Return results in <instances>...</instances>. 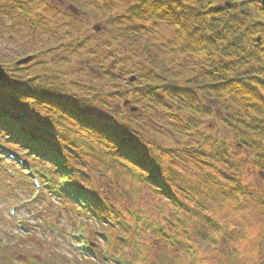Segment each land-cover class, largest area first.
<instances>
[{
	"label": "trees",
	"instance_id": "1",
	"mask_svg": "<svg viewBox=\"0 0 264 264\" xmlns=\"http://www.w3.org/2000/svg\"><path fill=\"white\" fill-rule=\"evenodd\" d=\"M80 1L82 5L88 4L87 0ZM0 2H3L0 5V23L4 18L13 22L9 30L11 37L13 31L24 26L33 35L39 33L41 27L36 20L38 16L27 7V0ZM43 4L46 14L52 16L57 6L50 2ZM159 16L167 18L173 28V35L180 38L182 53L191 57H207L210 65L199 68L200 73L194 69L189 74L184 68L175 70L158 60L156 52H162L163 47L153 41V34L157 33H152L142 22L155 25ZM69 22L68 32L76 24L75 20ZM50 28L52 31L48 33L55 35L54 30L58 28ZM91 36L83 35L80 38L79 34L76 37L73 35L57 45L49 44L45 49L30 50L23 56L31 55V61L38 55L45 57L31 64L17 65L15 60L1 63L9 69L7 78L13 84L22 82L20 86L0 83L2 139L12 146L22 144L29 148V152L34 155L33 162L39 164L40 171L50 175L55 188L63 175L73 189L90 201L91 215L98 217L99 223L104 224V220L118 221L120 227L112 228L116 239L119 234L133 239L142 234L144 226L140 220H146L148 216L142 213L144 208L149 213H167L169 217H164L166 227L179 226L178 219L175 221L176 213L180 211L185 214L189 209L185 202L170 193L176 190L173 184L175 174H169V170L161 169L158 162L154 163L158 157L153 155L158 151L161 156L176 160L174 164L170 160L168 162L179 168L182 163L174 153L186 148L187 164L192 163L189 169L197 171L195 183L198 190L220 182L221 192H225V195L229 196L234 191L241 195L248 194L240 190L239 185L230 188L223 180L229 179L234 186L237 184L224 171L234 166L229 154V142L232 139L241 142L237 145L242 148L248 145L253 157L249 158L245 166H254L258 175L264 176V10L260 1L194 0L186 4L185 0H139L119 15L108 14L100 33H92ZM223 45L233 48L237 59L230 61L222 56ZM214 52H218L217 59L209 58ZM74 54L80 58L74 71L77 74L86 72L84 81H69L65 72H59L51 66L55 63L59 66L69 64L70 55ZM47 56L49 60H46ZM219 90L227 91L229 99L234 100L238 95L243 98L245 106L240 112L243 110L244 116L223 111L217 115V111L211 110L205 98ZM222 102V108L228 109L229 105ZM210 117L220 128L218 134L211 136L205 133L191 141L190 137L205 125L202 120ZM6 131L9 138H6ZM177 135H182L183 139ZM16 136L22 139L19 143ZM165 139L168 143L163 147L160 142ZM182 142L184 148L178 146ZM141 144L145 148H139ZM76 148L79 156L74 153ZM104 152L111 156V166H118V162L125 165L129 163L138 169L141 177L135 180L136 186L158 200L153 201L150 207L136 208L133 205L137 204L132 205L131 201L129 205L123 203L122 206L117 205L116 200L109 197L111 195L104 194H110L107 188L102 194L96 188H86L89 183L85 178L88 169L81 159L106 158ZM189 155L198 159H188ZM54 163L59 170L54 168ZM206 165L212 170L203 172ZM215 174L223 180L215 178ZM1 176L15 183L2 172ZM56 196L64 203L62 210L74 216L70 202L61 197L59 192ZM167 198L172 199L173 204ZM257 202L263 204V201ZM124 207L127 209L124 210ZM26 212L33 213L32 210ZM33 214L37 218V214L40 215ZM147 221L151 222L149 218ZM211 222L210 219L207 223L201 221L200 226H220L217 223L212 226ZM181 226L185 227V222ZM83 229L85 235L91 234L87 224ZM43 230L47 235L46 229ZM217 231L223 232L221 228ZM194 235L199 239L198 234ZM183 236L191 239L184 232ZM177 244L175 251L181 249ZM13 245L6 239L2 242L0 239V264H69L72 261L78 264L77 258H84L88 262L92 260L83 256L73 258L76 254L63 257L61 263L53 259L38 260L31 257L36 253L29 255L28 249L22 253ZM130 251L137 254L132 247ZM149 254L150 251L146 258ZM98 263L112 264L101 258Z\"/></svg>",
	"mask_w": 264,
	"mask_h": 264
},
{
	"label": "rangeland",
	"instance_id": "2",
	"mask_svg": "<svg viewBox=\"0 0 264 264\" xmlns=\"http://www.w3.org/2000/svg\"><path fill=\"white\" fill-rule=\"evenodd\" d=\"M27 1L29 2L27 7L31 9L35 16L40 17L36 19L38 25H40L39 27H41L40 31L33 35L31 30L27 26H24L16 32L13 31L11 37L9 30H11L10 27L13 26V22L3 17L4 20L0 23V63L7 60H17L30 50L38 48L45 49L49 44H51V46L57 45V43L67 41V37H72L73 35L76 37L79 34L80 38H82L83 35L92 37V33H100L103 29V21L108 14L113 13L114 15H119L122 11L132 4L137 3L139 0H87L88 4L86 5H82L79 0ZM193 1L194 0H185L186 4L192 3ZM44 2H50L55 7L57 6L55 8L56 11L52 14L50 13L54 17L46 14ZM2 4L3 2H0V5ZM95 14L97 15L94 17ZM55 19L56 23L54 22ZM69 20H75L76 24H74L75 27L72 25L73 30L70 29L68 32ZM157 21L158 23L155 25L145 21L142 23H145L146 27H148L152 33H157L153 34V41H156L157 44H160V47H163L162 52H156L158 60H162L175 70L184 68L189 74H191V71L194 69L196 73H200V70H198L199 68L208 67L210 65L211 62L207 57H191L186 53H182L180 49V38L173 35L172 27L168 24L166 17L159 16ZM52 26L58 28L54 30L56 34L53 36L48 33L52 31V28H50ZM95 26H97L99 30L93 32ZM5 27L9 29H5ZM63 33L65 35H63ZM223 49L222 56H226L227 60L232 61L237 59L233 48L229 47V45H223ZM83 55L84 52H82L81 56ZM70 56L72 57L69 64L59 66L58 63H55L51 66L55 67L57 71L60 70L59 72H65L66 75H68L69 81H84L87 78L85 75L86 72L81 71L77 74L74 71L76 62L78 63L80 61L79 56L75 54ZM213 57L217 59L218 52H214L209 56V58ZM44 59L45 57H43V55H38L33 62ZM49 59L50 58L47 56L46 60ZM125 78H127V76ZM8 83L16 86L22 85L21 81L16 84H13L12 81ZM229 95L227 91L219 90L218 93H212L210 97L206 96V104L212 108L211 110L217 111V115L220 114V111H223L244 116L243 110L240 112V109H243L242 106H245L243 98L238 95L237 98L232 100L229 99ZM222 101H225L229 105L228 109L222 108ZM162 120L163 118L161 121ZM202 121H204L205 125L203 124V127H201V130H199L197 134L190 137L192 139L191 141L198 139L199 135L206 133L207 135L211 134V136H213L214 133L218 134L220 131L213 117L206 120L204 118ZM176 137H181L183 139L182 135H177ZM184 139L186 140L187 138ZM160 143L163 147H166L168 141L165 139ZM237 143L241 144V142L236 139H232L229 142V154H231V161L234 163V166L224 170L227 176L237 181V184L235 183L234 186L229 179H218L216 174L215 178L225 181L226 185L230 186V188L239 185L240 190L248 193L245 195H241L237 193V191L232 192L229 196L225 195V192H221L220 182L212 185L209 184L203 189L198 190L195 183V174H197V171L189 169L192 163H188L190 166L187 164V151L186 148H184V142L178 143V146L184 148V151L176 152L175 150L176 153L173 152L174 155H178V158L181 160L182 164L179 168L173 165L174 162L177 163L176 160L161 156L162 154H160V151L156 153L158 156L156 154L153 155L155 158L158 157L154 163L158 162L161 169L169 170V174H175V176L173 175V184L176 190L173 189L170 193L172 196L174 195L175 198H179L185 202L189 209L186 210L187 213L185 214L180 211L178 212L182 214L179 216L182 222L186 224L184 231H182L181 226H177V228L166 227L164 217H169L167 213L159 214L153 211L151 214L149 211H146L145 208L142 210L143 214L147 213L145 215H148L147 219H156V222H149L147 219L140 220V224L144 226L142 229L143 232L139 237H134V239L129 238V244L136 243L139 245L138 247H140V249H144V257L143 255L135 257L134 254L129 253L127 247L124 246L125 248H121L119 246V241L114 238L115 233L112 232L111 228L120 227L116 222L115 225H110L111 221H108L101 227L97 226L94 220L90 219L87 223V229L91 230V233H94L93 231H95V233L94 235L89 233L88 237L87 234L83 236V221L86 220L84 219V215H77V217L75 216L76 219L71 213L67 215V212L62 210L63 203H57V201L53 200L54 197L53 194H51V190L49 191L45 188L47 187L46 183H44L45 187H42L40 191L43 193V197L37 196L33 187L25 183L26 181H21L18 174L19 167L16 166L15 170H13L14 166L12 163L8 162L7 159L0 154V158L6 159L5 161L1 158L2 161H4V165L0 167V172L17 181L14 180L15 183L9 182L10 180L8 181L6 178L0 177V237H6V241L13 243V246H16L22 253L26 252L27 249L30 250V252H28L29 255L36 253L31 257L37 258L38 260L53 259L57 260L59 263H61L63 257H70L72 254H76V256L73 255V258H76L77 256H85L89 253H96V257L93 258L94 261L90 260L88 262L85 261L84 258H81V260L77 258L75 260H77L78 264H99V259H104V256H107L105 260L109 259L113 264L116 263V258H119L118 264H120L119 261L128 264H264V176L261 174L259 176L257 168L254 166L252 167L249 164L245 166L249 158L253 157V152L248 149V145H244L245 147L242 148L240 145H237ZM139 144L140 142L137 140V145ZM0 145H2V143H0ZM140 147L145 148V145L141 144L139 148ZM104 153L106 155L108 154L106 152ZM159 156H161V158ZM25 158L26 162L29 164L31 162L29 157ZM188 159L195 160L198 158L189 155ZM168 160L173 164H169ZM83 161H85L86 168L88 169L86 178H88L89 183H87L89 186L91 188L95 186L94 188L101 194L104 189L107 188L110 194H104L107 196L111 195V197L116 200L117 205H123V203L129 205L131 201L132 205L133 203L137 204L133 205L136 208L139 206L150 207L153 201L155 202V200H158L152 198L153 195H149L143 188L140 189L136 186L137 184L134 180V178H137L136 174L131 176L120 167L116 165L111 166V156L107 155L106 158L99 157L98 160L83 159ZM207 166L208 165L204 167L203 172L212 170ZM111 167L115 169L113 170ZM20 169L21 172L24 170L22 168ZM130 172L140 173L136 169L135 172ZM186 189H188V191H186ZM142 196L145 198L140 199ZM35 197L40 198L34 202L30 201L28 206H25L21 202L22 198L33 200ZM257 199L263 201V204L260 205ZM12 205H16L17 207L15 215L9 213V208ZM73 207L75 208L74 205ZM42 208L44 209L42 210ZM123 209L125 210L127 207ZM27 210H32L33 213L36 214L40 213V215L37 214V218L33 213L26 212ZM48 215L49 217H47ZM77 218H79V220ZM81 219H83L81 223L82 226L79 228L77 224ZM208 219L212 221V226H214L215 223L220 225L215 226L217 228L222 226L224 228L223 232L217 234L218 231L214 227L209 228L204 224L200 226L201 221H206L207 223ZM131 222L133 223L132 220ZM42 223L46 224L43 225ZM156 226L165 227V235L161 234V232L159 234ZM51 228L58 229L59 233H54L55 236L52 237ZM43 229H46L47 235ZM100 231L103 235L107 234V238L100 236ZM183 232L186 236L191 237L194 243L192 246L186 244V242L188 243L190 240H186L183 236ZM11 233L17 234L10 238L9 235H11ZM194 234H198L199 239H196ZM76 235L80 237L76 238ZM167 235L168 237H166ZM208 235L210 236L209 238H207ZM53 239H56L54 240L55 242H53ZM169 239H173V243L181 240V249L175 251L176 245L171 243V241L169 242ZM76 243L82 245L80 249H76ZM83 244L88 253L83 252L85 251ZM193 248L195 249L194 252L196 255L194 253L190 255V253L186 251H192ZM148 251H150V254L146 258ZM69 264L76 263L72 261L69 262Z\"/></svg>",
	"mask_w": 264,
	"mask_h": 264
},
{
	"label": "water",
	"instance_id": "3",
	"mask_svg": "<svg viewBox=\"0 0 264 264\" xmlns=\"http://www.w3.org/2000/svg\"><path fill=\"white\" fill-rule=\"evenodd\" d=\"M260 4H261V6H262V8H263V10H264V0H260ZM29 58H23V60L21 61V62H25V61H27ZM4 76H5V73H4V70L2 69V67H1V65H0V81L2 80V79H4Z\"/></svg>",
	"mask_w": 264,
	"mask_h": 264
}]
</instances>
